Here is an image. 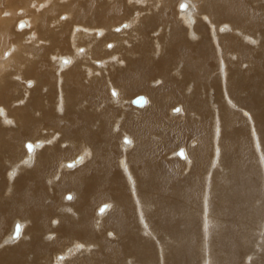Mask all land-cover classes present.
<instances>
[{
	"label": "bare ground",
	"instance_id": "6f19581e",
	"mask_svg": "<svg viewBox=\"0 0 264 264\" xmlns=\"http://www.w3.org/2000/svg\"><path fill=\"white\" fill-rule=\"evenodd\" d=\"M183 1L0 0V264H264V0Z\"/></svg>",
	"mask_w": 264,
	"mask_h": 264
},
{
	"label": "rangeland",
	"instance_id": "374dc122",
	"mask_svg": "<svg viewBox=\"0 0 264 264\" xmlns=\"http://www.w3.org/2000/svg\"><path fill=\"white\" fill-rule=\"evenodd\" d=\"M183 1V0H182ZM189 1V2H188ZM192 0H186V1H183L184 2V4H186V3H188V6H187V9L186 10H189V11H191V12H193V13H195L197 10H196V8L197 7H194V4L191 2ZM175 4V2L173 3V5ZM175 5H177V3L175 4ZM198 12H200V11H198ZM124 19V18H123ZM132 33H133V31H132ZM109 44H111V43H109ZM112 44H111V47H109V48H112ZM109 48H107V49H109ZM160 84H162L163 85V83L162 82H160ZM142 94V93H141ZM182 144H184V142L183 143H181V144H179V142H174V143H172V145L170 146V148H169V151H171V150H174L175 148H178V147H180ZM24 149L26 150V151H31L30 150V148L28 147V146H24ZM32 152V151H31ZM7 172L8 171H13V166L10 164V162L8 163V166H7ZM6 169V168H5ZM4 174V173H3ZM7 175V174H6ZM6 181H7V178H6ZM71 193V191L68 189V190H66V191H64L63 192V195L65 196L64 198L66 199H69V195L68 194H70ZM102 212H105L104 210H101V212H98V213H102ZM17 222H19V223H21L22 221H21V219L19 218V217H16L15 219H14V221L13 222H11L10 223V225H9V227H8V232L11 234V232L13 231V228L15 227V225H16V223ZM69 254V253H68Z\"/></svg>",
	"mask_w": 264,
	"mask_h": 264
},
{
	"label": "water",
	"instance_id": "95a60500",
	"mask_svg": "<svg viewBox=\"0 0 264 264\" xmlns=\"http://www.w3.org/2000/svg\"><path fill=\"white\" fill-rule=\"evenodd\" d=\"M133 103L137 104V105H143L146 101V97L144 94H139V95H136L135 97H133L132 99ZM27 146L29 148L32 147V144L30 142H27ZM179 154L182 155L183 154V151L182 150H179ZM20 228H21V225L19 222L16 223L15 225V230H14V233L13 235H18L19 231H20Z\"/></svg>",
	"mask_w": 264,
	"mask_h": 264
}]
</instances>
